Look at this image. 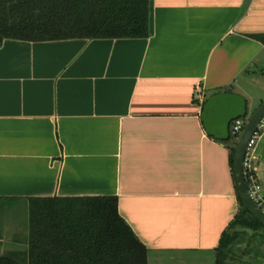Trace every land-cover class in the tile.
<instances>
[{
	"label": "crops",
	"instance_id": "0c3cea01",
	"mask_svg": "<svg viewBox=\"0 0 264 264\" xmlns=\"http://www.w3.org/2000/svg\"><path fill=\"white\" fill-rule=\"evenodd\" d=\"M257 35L264 0H150L147 39L4 41L0 252L20 249L25 235L1 218L4 205L115 196L149 264L217 259L240 202L202 103L227 90L250 113L264 102L250 103L264 80ZM255 154L264 187V129Z\"/></svg>",
	"mask_w": 264,
	"mask_h": 264
},
{
	"label": "trees",
	"instance_id": "16d2710c",
	"mask_svg": "<svg viewBox=\"0 0 264 264\" xmlns=\"http://www.w3.org/2000/svg\"><path fill=\"white\" fill-rule=\"evenodd\" d=\"M149 37L150 0H0V48L6 40ZM254 38L264 44V35ZM234 139L221 141L232 170ZM238 198L240 211L221 238L216 264H226L237 227L264 229ZM28 215L24 246L0 252V264H149L148 249L120 215L115 196L31 198Z\"/></svg>",
	"mask_w": 264,
	"mask_h": 264
},
{
	"label": "water",
	"instance_id": "95a60500",
	"mask_svg": "<svg viewBox=\"0 0 264 264\" xmlns=\"http://www.w3.org/2000/svg\"><path fill=\"white\" fill-rule=\"evenodd\" d=\"M201 119L208 135L223 142H228L232 138L231 124L239 119L244 120V131L235 148L234 178L244 207L264 225V211L251 196L244 166L249 142L264 119V102L250 113L246 97L237 93L220 92L207 99L202 108Z\"/></svg>",
	"mask_w": 264,
	"mask_h": 264
},
{
	"label": "rangeland",
	"instance_id": "374dc122",
	"mask_svg": "<svg viewBox=\"0 0 264 264\" xmlns=\"http://www.w3.org/2000/svg\"><path fill=\"white\" fill-rule=\"evenodd\" d=\"M261 83L262 84H258L255 88V100L250 101L252 105H256V103L258 105L262 99L264 100V80L261 81ZM238 140L239 139L235 138L233 143L237 144ZM1 218L24 225L23 234L25 235L21 236L19 239L20 244L24 246L28 235L26 234L29 221L28 205H4ZM237 228L238 233H236L237 236L230 246V253L227 256L226 264H264V229L251 230L242 227ZM235 230L236 229L230 230V233L233 234ZM23 246H21V248ZM215 259L210 264H215Z\"/></svg>",
	"mask_w": 264,
	"mask_h": 264
},
{
	"label": "built area",
	"instance_id": "2783aa9c",
	"mask_svg": "<svg viewBox=\"0 0 264 264\" xmlns=\"http://www.w3.org/2000/svg\"><path fill=\"white\" fill-rule=\"evenodd\" d=\"M244 127H245V122L243 119L234 121L230 127L231 137H235L239 139L244 131ZM263 129H264V119L260 123L257 132L254 134V136L249 142L244 166H245V176H248L249 178L248 186H249V191L251 193V196L254 199V201L264 211V189L256 181V176L254 172V163L257 160L256 154H255V148L257 146V142L261 136Z\"/></svg>",
	"mask_w": 264,
	"mask_h": 264
}]
</instances>
